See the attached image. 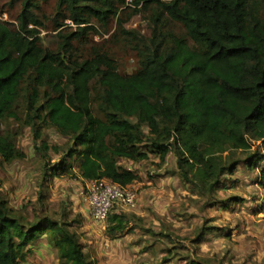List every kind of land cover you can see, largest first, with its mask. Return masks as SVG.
I'll return each instance as SVG.
<instances>
[{
    "label": "trees",
    "instance_id": "obj_1",
    "mask_svg": "<svg viewBox=\"0 0 264 264\" xmlns=\"http://www.w3.org/2000/svg\"><path fill=\"white\" fill-rule=\"evenodd\" d=\"M20 1L16 25L0 19V122L28 127L43 158L49 151L60 153L59 146L43 140V129H54L67 140L62 156L69 162L44 165L31 219L0 193V264L24 261L41 237L56 250L58 264H93L74 228L80 219H70L64 207L44 208L51 175L106 178L127 186L139 175L120 159L140 162L152 153L163 163L173 153L182 181L204 199L203 209L228 208L240 200H220L217 191L222 178L241 166L256 171V182L264 187V150L253 148L255 141L264 146V0H56L55 48L45 47L38 35L46 18L39 0ZM126 7L150 9L155 25L151 37L133 40L138 67L127 74L108 52H83L95 24L105 26L117 16V32L124 33L120 13ZM166 19L179 23L184 34L166 35ZM16 137L10 128L0 129L6 163L26 157ZM106 220L107 234L116 237L138 227L141 218L113 205ZM214 229L219 228L202 224L193 242ZM172 249L161 262L179 255ZM188 259V264H214Z\"/></svg>",
    "mask_w": 264,
    "mask_h": 264
},
{
    "label": "rangeland",
    "instance_id": "obj_2",
    "mask_svg": "<svg viewBox=\"0 0 264 264\" xmlns=\"http://www.w3.org/2000/svg\"><path fill=\"white\" fill-rule=\"evenodd\" d=\"M39 5L46 18L37 28L38 35L45 47L55 48L59 40L53 21L56 0H39ZM20 9V0H0V19L14 26ZM152 16L150 9L126 7L120 13L124 33L117 32V16L105 26L95 24V31L90 30L85 35L84 55L93 49L104 50L115 59L121 73H132L138 67L139 59L133 40L151 37L155 27ZM65 23L73 26L70 20H65ZM161 24L157 22L156 28L159 29ZM64 30H69V27ZM162 30L166 35L171 32L184 34L181 25L169 19L163 23ZM130 120L135 122L136 118ZM5 127L17 133V145L26 157L10 163L0 157V193L11 207L31 219L44 165L52 168L59 162H69L62 156L67 140L54 129H43V140L61 149L60 153L49 151L48 158H43L34 149L28 127L13 120L0 122V129ZM143 129L149 133L145 124ZM253 144L254 149L264 150L259 141ZM141 147L145 149L144 144ZM234 155L244 158L246 153L236 152ZM119 163L136 171L139 179L131 184L137 192L135 208L118 210L133 213L141 221L138 227L129 228L116 237L107 234V220L98 223L91 217L88 203L83 198L84 181L70 175H51L47 181L45 210L60 212L64 207L70 219H80L74 228L93 264H160L164 263L161 261L167 250L172 248L179 255H172L173 258L164 264H188V256L209 259L214 264H264V187L257 184L256 171L241 166L234 175L222 178L224 183L217 191L218 198L224 200L234 196L240 198L238 202L234 200L228 208L214 206L203 209L204 199L182 181L173 153H169L163 163L152 153L147 160L130 162L120 159ZM71 167L76 172V162ZM204 223L219 229L204 234L194 243L196 230ZM159 232H164L166 237L157 236ZM31 250L19 264H58L56 250L45 237L39 238Z\"/></svg>",
    "mask_w": 264,
    "mask_h": 264
},
{
    "label": "built area",
    "instance_id": "obj_3",
    "mask_svg": "<svg viewBox=\"0 0 264 264\" xmlns=\"http://www.w3.org/2000/svg\"><path fill=\"white\" fill-rule=\"evenodd\" d=\"M83 198L88 203L91 217L98 223H104L113 205L119 209H132L137 205V192L132 185L122 186L106 178L88 180Z\"/></svg>",
    "mask_w": 264,
    "mask_h": 264
},
{
    "label": "crops",
    "instance_id": "obj_4",
    "mask_svg": "<svg viewBox=\"0 0 264 264\" xmlns=\"http://www.w3.org/2000/svg\"><path fill=\"white\" fill-rule=\"evenodd\" d=\"M54 176V175H53ZM55 177V176H54ZM50 179V178H49ZM77 179H81L80 177H78ZM82 181H84V184L86 185V183H87V180H83V179H81ZM82 191H84V189H82ZM81 194H82V192H81ZM89 207V206H88ZM89 210H90V208H89Z\"/></svg>",
    "mask_w": 264,
    "mask_h": 264
}]
</instances>
